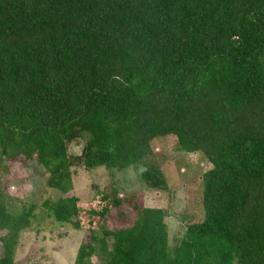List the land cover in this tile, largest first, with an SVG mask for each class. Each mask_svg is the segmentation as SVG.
I'll list each match as a JSON object with an SVG mask.
<instances>
[{
	"label": "trees",
	"instance_id": "1",
	"mask_svg": "<svg viewBox=\"0 0 264 264\" xmlns=\"http://www.w3.org/2000/svg\"><path fill=\"white\" fill-rule=\"evenodd\" d=\"M167 135L210 164L202 216L171 248L166 207L111 188L88 215L127 203L131 223L90 232L71 264H264V0H0V159L46 171L61 194L40 204L49 218L79 226L75 166L137 168L167 190L146 162ZM33 209L12 213L0 191V264Z\"/></svg>",
	"mask_w": 264,
	"mask_h": 264
},
{
	"label": "rangeland",
	"instance_id": "2",
	"mask_svg": "<svg viewBox=\"0 0 264 264\" xmlns=\"http://www.w3.org/2000/svg\"><path fill=\"white\" fill-rule=\"evenodd\" d=\"M84 142V139L69 142L67 153L80 154ZM151 147L152 155L146 162L158 169L167 187L165 191L146 189L138 177L139 169L133 167L112 173L103 167L70 168L71 189L65 195L78 199L80 211L73 219L78 221L77 228L70 223L53 221L40 206L43 200L52 201L61 194L47 187V173L36 161L22 166L17 160L7 163L0 159V191L7 197V209L20 213L23 208L34 205L28 228L18 236L15 264H71L78 244L88 242L90 232H99L102 227L114 230L128 226L134 213L127 203L122 208H108L103 218L88 215L89 210L101 207V194L108 193L111 188L122 195L136 194L135 202L143 207H166L167 240L172 248L182 235V226L188 221L186 218L194 216L199 219L202 216L201 207L196 202L201 195L199 178L210 164L200 153L179 151L174 138L168 135L156 137ZM3 234L4 230H0V237ZM1 250L0 242V253ZM90 260L92 264H102L97 255Z\"/></svg>",
	"mask_w": 264,
	"mask_h": 264
},
{
	"label": "crops",
	"instance_id": "3",
	"mask_svg": "<svg viewBox=\"0 0 264 264\" xmlns=\"http://www.w3.org/2000/svg\"><path fill=\"white\" fill-rule=\"evenodd\" d=\"M77 203H78V201H77ZM19 240V239H18ZM17 245H18V243H17ZM16 249V248H15ZM77 249V248H76ZM76 251V250H75ZM15 253V252H14ZM13 264H15V260H14V256H13Z\"/></svg>",
	"mask_w": 264,
	"mask_h": 264
}]
</instances>
